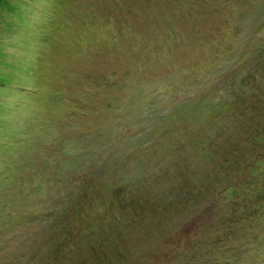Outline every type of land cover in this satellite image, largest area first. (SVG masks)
<instances>
[{
	"label": "rangeland",
	"instance_id": "374dc122",
	"mask_svg": "<svg viewBox=\"0 0 264 264\" xmlns=\"http://www.w3.org/2000/svg\"><path fill=\"white\" fill-rule=\"evenodd\" d=\"M0 34V264H264V0H1Z\"/></svg>",
	"mask_w": 264,
	"mask_h": 264
},
{
	"label": "trees",
	"instance_id": "16d2710c",
	"mask_svg": "<svg viewBox=\"0 0 264 264\" xmlns=\"http://www.w3.org/2000/svg\"><path fill=\"white\" fill-rule=\"evenodd\" d=\"M1 1V0H0ZM211 127H213V128H215V126L213 125V126H211ZM224 134H222L221 135V137L223 136ZM219 136V135H218ZM218 136H217V138H218ZM178 137L179 136H177V139H178ZM215 137L216 136H212V135H210V136H208V138H206L205 139V142H207L209 145H210V147H209V150H207V151H204L205 153H207V155H205L206 157H207V160H209L210 158L212 159V160H216V158H219V157H221L222 155L221 154H217V152H220L219 150H217V149H219V148H223V150L225 149V148H227L228 146H232V147H228L230 150H231V148H236V141L235 142H233V140H232V142H230V143H228L229 145H225V142L223 141L222 143H221V141L222 140H220V141H217L216 139H215ZM220 137V138H221ZM263 139H262V141H261V145H263ZM223 144V145H222ZM222 145V146H221ZM247 144L243 147V148H247ZM250 146V145H249ZM249 148H252V147H249ZM241 151V150H240ZM257 152V151H256ZM259 152H257L256 154H258ZM261 153V152H260ZM211 154V155H210ZM263 156H264V153H261ZM256 161L259 163V166L258 167H256V169H255V171H253V173H255V174H259V178H257V179H261V180H258V181H256V183H258V184H256V186H255V190H254V188H252L253 190V192L252 193H250L249 194V196H254L256 199H257V201H264V157H260L259 155L257 156V158H256ZM150 176H152V175H150ZM150 176H146V178H149L150 179ZM250 176H253V174H250ZM158 180H160V179H158ZM254 183V182H253ZM252 183V184H253ZM162 187V186H161ZM161 187H159L158 188V190H160L161 189ZM163 191V193L164 192H167L166 190H162ZM162 191H159V192H157V194H162ZM172 193V189H171V192H170V194ZM169 194V195H170ZM166 196V194L164 193V196L162 197V198H164ZM156 198L157 199H159V196H156ZM253 199V198H252ZM89 203V202H88ZM261 203H263L264 204V202H261ZM228 217H230L229 215H228ZM230 219H232V217L230 218ZM216 242V240L214 241V243ZM221 243H222V246H221V248H223V244H224V240H223V238H222V241H221ZM215 245V244H214ZM260 245V244H259ZM69 245L68 244H64V245H61V250H63V251H65V249H66V247H68ZM218 246V245H217ZM62 247H63V249H62Z\"/></svg>",
	"mask_w": 264,
	"mask_h": 264
},
{
	"label": "bare ground",
	"instance_id": "6f19581e",
	"mask_svg": "<svg viewBox=\"0 0 264 264\" xmlns=\"http://www.w3.org/2000/svg\"><path fill=\"white\" fill-rule=\"evenodd\" d=\"M24 1V0H23ZM21 6H22V3H21ZM20 6V7H21ZM24 8H26V7H24ZM20 15V14H19ZM22 16V15H21ZM22 18H24V17H22ZM25 20H26V18H25ZM30 20V19H29ZM26 22H28V21H26ZM24 24H27V23H25V21L23 22ZM23 23H22V25H23ZM24 26V25H23ZM1 35V34H0Z\"/></svg>",
	"mask_w": 264,
	"mask_h": 264
}]
</instances>
